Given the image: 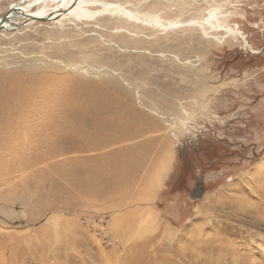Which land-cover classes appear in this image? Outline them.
I'll return each mask as SVG.
<instances>
[{"label": "rangeland", "instance_id": "rangeland-1", "mask_svg": "<svg viewBox=\"0 0 264 264\" xmlns=\"http://www.w3.org/2000/svg\"><path fill=\"white\" fill-rule=\"evenodd\" d=\"M99 1L0 29V264H264V0Z\"/></svg>", "mask_w": 264, "mask_h": 264}, {"label": "bare ground", "instance_id": "bare-ground-1", "mask_svg": "<svg viewBox=\"0 0 264 264\" xmlns=\"http://www.w3.org/2000/svg\"><path fill=\"white\" fill-rule=\"evenodd\" d=\"M55 1L57 2L56 3L57 5L55 7L43 8L42 11L39 13H33V12H30L26 9H22L19 11H12L11 10L8 13L7 20L2 24L1 28L2 29H5V28H12L13 29V27L20 25L23 22H26V23L33 22V20H32L33 18H43V17L61 18L64 15H70V16H75V17L92 16L94 14V11H90L88 7L93 6L95 3H101L104 11H112L113 13L114 12H123V13L127 14V11H125V9L122 6H120L118 4L103 3L99 0H55ZM55 1H53V2H55ZM112 12H110V13H112ZM130 15H131L132 19L133 18L135 20L140 19L143 23L145 21V22H151L152 24L158 25L161 22V18H159L157 15L149 14L147 12L146 13L130 12ZM125 16H127V15H125ZM221 16L222 15L218 14L217 10L214 9L211 12L209 18L200 20V22L205 23V25H208L213 30H220L224 26V29L226 30L227 33H229L231 35H237L240 38L244 39V36L242 35V33L240 31H238L237 29H233V28L226 26L224 24L222 25L223 21L221 19ZM242 47L249 52H252V53L257 52V50L252 48V46L246 40H243ZM5 148H7V147H5ZM2 170H3V172L1 174V176H4L5 174H7V155L4 159V165L0 168V172ZM5 177H6V175H5ZM0 180H2V179H0ZM3 183H5V182H3ZM139 227H140L139 229L146 230V229H148V224H146L145 226L139 225ZM120 230L123 233L125 232V234L129 233V231L126 228H121Z\"/></svg>", "mask_w": 264, "mask_h": 264}, {"label": "water", "instance_id": "water-1", "mask_svg": "<svg viewBox=\"0 0 264 264\" xmlns=\"http://www.w3.org/2000/svg\"><path fill=\"white\" fill-rule=\"evenodd\" d=\"M7 14H8V13H7ZM7 14L4 15V16H2V17L0 18V29H2V28H1L2 24L7 20V16H8ZM49 18H50V17L33 18L32 20H33L34 22H35V21H48ZM25 23H26V22H23V23H21L20 25H17V26H16V29L21 28L22 26H24Z\"/></svg>", "mask_w": 264, "mask_h": 264}, {"label": "flooded vegetation", "instance_id": "flooded-vegetation-1", "mask_svg": "<svg viewBox=\"0 0 264 264\" xmlns=\"http://www.w3.org/2000/svg\"><path fill=\"white\" fill-rule=\"evenodd\" d=\"M191 190H193L194 192L197 190V189H193V185L191 186H184V191L186 192V193H188L189 191H191ZM189 197H191V195H193V194H191V193H189V194H187Z\"/></svg>", "mask_w": 264, "mask_h": 264}, {"label": "built area", "instance_id": "built-area-1", "mask_svg": "<svg viewBox=\"0 0 264 264\" xmlns=\"http://www.w3.org/2000/svg\"><path fill=\"white\" fill-rule=\"evenodd\" d=\"M102 225H104V223H102ZM91 227V226H90ZM95 229L97 230V232L96 233H98L99 232V228H98V226L97 227H95Z\"/></svg>", "mask_w": 264, "mask_h": 264}]
</instances>
